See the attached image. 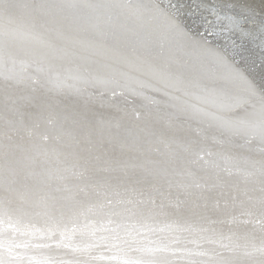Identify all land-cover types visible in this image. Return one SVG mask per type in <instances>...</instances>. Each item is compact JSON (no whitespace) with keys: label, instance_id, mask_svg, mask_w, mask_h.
Segmentation results:
<instances>
[{"label":"bare ground","instance_id":"6f19581e","mask_svg":"<svg viewBox=\"0 0 264 264\" xmlns=\"http://www.w3.org/2000/svg\"><path fill=\"white\" fill-rule=\"evenodd\" d=\"M20 2L0 0V35L12 31L11 38L16 37L9 40L11 43L6 46H2L5 43L2 37L0 41V64L9 63L7 71L0 72V95L7 97H0L1 146L14 140L13 151L21 154L27 152L26 159L34 156L36 161L39 160L37 156H46L42 153L49 147H63V151L70 148L72 142L68 140L74 142L75 135L58 132L55 130L56 123L60 115L64 116L66 122V116L73 109L70 107V96L72 93L78 95L80 88L85 89L86 85L82 86V82L90 81L91 76L115 88L109 91L110 95H106L110 100L125 92L142 89L148 97L158 93L170 98V107L175 108L173 110L178 112L175 115L182 119L185 118L179 113L190 116L191 111L195 113V118L206 120L205 126L212 131L194 128L193 133L186 135L182 131L165 130L164 125L171 123L170 116L155 120L152 124L146 122L144 129L139 131L169 134L166 139L178 136L169 142H162L157 148L168 151V156L182 165L174 169L180 174L182 184L191 182V193L197 195L198 190L210 189L213 196L210 207L239 208L246 205L242 203L247 200L240 196L257 204L250 203L242 210L222 216H218L219 211L211 209L213 215H205V221L189 226L191 228L170 221L172 224L168 228L173 226L172 231L149 233V236L138 235L137 232L130 236L126 230H115L116 226L121 223L119 226L126 229L139 225L135 221L137 218L127 220L123 210H137L133 208L134 205L137 201L143 203L144 199L136 196L139 193L137 189H133V193L130 190L129 195L126 190V195L117 194L111 199L105 197L97 208L95 203L82 207V212L90 214H96V210L100 209L108 212L110 208L113 211L102 217L105 228L95 227L91 235L81 239H90L93 245L78 246L77 241L81 236L75 242L68 238L45 245L31 237L28 240L26 230L42 232L43 223L34 227L27 220L26 223L22 222L27 226L22 229V234L15 229L13 234L7 231L2 237L0 235V264H42L38 263L39 254L35 251L40 246L47 248V255L51 258L47 257V260H51L47 264H108V260L101 261H104V257L108 259L115 255L129 256L126 258L129 261L127 264H192L194 256L205 251L207 241L216 244L215 252H222L237 249L229 247L234 240L231 237L235 240L242 235L264 238V0ZM15 14L18 16H13ZM17 29L22 32L19 33ZM102 36L104 44L98 41ZM106 41L115 43V47L109 49L112 47L107 46ZM15 68L20 71L16 72ZM129 105L132 103L121 100V110H130ZM57 109L63 114L55 117ZM137 115L139 111L135 110L134 116ZM176 121L174 118L175 128L181 130ZM102 122L105 127L108 125L106 121ZM94 123L98 121L95 119ZM215 127L219 131L213 130ZM228 128L231 129L230 139L226 133ZM96 139V135L91 136L89 148L97 149L99 145H96ZM127 139L118 134L103 135L101 148L115 146V157L123 166H126L124 159L145 160L138 156L143 154L153 160H168V157L159 154L161 150L158 152L155 148L138 152L134 148L137 139L131 138L130 143ZM145 141L147 138H142L140 143L145 144ZM48 143L52 145L48 147ZM191 146L198 150L187 151ZM125 148L128 153H124ZM111 159V164L118 163ZM190 162L197 164H193L190 171L183 169ZM2 171L3 167H0ZM22 173L24 176L27 172ZM34 174L38 176V168ZM169 185L167 189L171 191L179 183ZM121 194H124V189ZM177 201L172 203L178 204ZM191 204L187 205L188 209L197 207ZM10 211V207L4 208V201L0 203L1 221L5 218L10 221ZM94 218L97 219V216ZM12 226L11 229H14ZM76 226L72 222L69 229L74 230ZM201 227L203 229H197ZM243 229L247 232H243ZM147 238L150 239L148 246ZM73 243L77 246H72ZM192 243L196 244L192 246ZM185 244H189L186 250L182 248ZM153 247L160 249L157 254L168 256L171 253L174 257L170 261L143 258L145 251H154ZM258 249L253 246L250 251L257 260H262L264 245ZM60 250L64 252L60 253ZM189 250L192 255L184 257Z\"/></svg>","mask_w":264,"mask_h":264},{"label":"water","instance_id":"95a60500","mask_svg":"<svg viewBox=\"0 0 264 264\" xmlns=\"http://www.w3.org/2000/svg\"><path fill=\"white\" fill-rule=\"evenodd\" d=\"M22 1L25 0H21V2ZM28 1L33 2L34 0ZM13 16L18 15L15 14ZM91 29L98 32V30H95L93 27ZM17 31L19 33L22 32L21 29H17ZM11 32L12 31L0 35V41L1 37L2 42L5 41V43H2V46H6L11 43L9 40L16 38L15 36L11 38ZM94 35L95 34L92 36ZM96 37H100V35H96ZM18 38L23 41L22 37L18 36ZM99 40L101 41V44H104L105 39L103 40V36L101 39L99 38L98 41ZM108 42L109 41H106V43ZM106 45L112 47H109V49H113V47H115V43H108ZM101 47L103 46L101 45ZM13 52L14 51H12V53ZM3 65L0 64V72H6L9 63L6 62L3 63ZM15 71L19 72L20 69L18 70L17 68ZM89 77L90 81H81L84 83L82 86L86 85L84 86L85 89L82 90V88H80V91L83 94H80L81 92H77L78 95L72 93V96H70V99L72 98L70 107L72 106L73 109L68 113L69 115L66 116V122L63 120L64 116L60 115L58 122L56 123L55 130L58 132L62 133L64 131L66 135L67 133L75 135L74 142L68 140L72 142V146L70 148L67 147V150L63 151V147H60L59 149L54 146L49 147V145L52 144L48 143L49 148H47L46 151L44 149L45 153H42L46 156L42 158L37 156L40 160L39 162V160L36 161L34 156L30 160L26 159L27 152L26 154L25 152L24 154L23 152L21 154L20 152L13 151L14 140L9 141L6 146H1V142L0 167H3V171L0 172V203L4 201V208L10 207L11 209L9 213L10 221L8 218H5L4 221H1L0 219L1 237L10 231L12 232L11 234H13V230L16 232L15 229L18 230V234H22V229L27 228L25 224H22V222L26 223L28 220L30 226L34 227H37L39 224L42 225L43 223L42 232H34L31 229L26 230L28 232L26 237L28 240L31 237L32 240L36 239L45 245L50 242L55 243L56 241L59 242L61 240H68V238H70V240L72 239V242H75L77 241L76 239L81 236L79 237V241H77V243L80 244L78 246L93 245V243H90V239H81L85 235H91V232L94 231L95 227L105 228L106 224L103 222L104 218L102 217L113 213V211L110 208L107 210L108 212L100 209L96 210V214H90L86 211L82 212V207L84 205H91L92 203H95L97 208L99 202L106 199L105 197L111 199L117 194L123 196L126 195V190H128L127 195H129L131 191L133 193V189H137L139 191L136 196L140 199H144V201L143 203L137 201V204L133 207L137 208V210H123V216H126L127 220L131 221L137 218L138 220L135 221H137L139 225L136 224L132 225L131 228L122 229L125 226L120 227L119 224L121 223H119L115 229L121 232L126 230V234L130 236L136 235L137 232L138 235L143 236L144 234H148L149 236V233L155 234L160 233L161 231L163 233H166L167 230L172 231L174 230L173 226L168 228V225L170 223L172 224L174 221L179 223L180 226L192 227L197 225L199 222L205 221V215L208 216L213 213L211 209L217 210V212L219 211L218 216H222L226 213L242 210V208H246V206L250 205V203L257 204V202L250 200L249 198H245V196H240L244 197V200L247 199L245 201L246 203H242L246 205H240L239 208L236 207L237 209L231 206L220 209L210 207L213 202V196L210 195L209 192L210 189H205V191L198 190L196 193L197 195H195V193H191V182L190 184L189 182L182 184L180 174L174 169L177 167L181 168L182 165L175 163L174 158L168 156V151L161 149L160 147L157 148L162 142H169L171 141V138H178V136L174 135L166 139L169 134H156L153 131H151L152 133L150 131L141 133L139 131V129H144V123L149 122L152 124L153 121L163 120L162 118L167 116L171 117V123L164 125L166 127L165 130L172 129L173 132L182 131V133L186 135L189 134V132L193 133L195 131L194 128H201L203 131L204 128H207L212 131L210 127L205 126L206 120L201 121L195 118V113L191 111L189 113L190 116L179 113V115H182L185 118L182 119L181 117L175 115L178 113L173 110L175 108L170 107L171 100H168L170 98L158 93H152L151 96L153 97H148L142 89L131 92L129 91V93L125 92L124 95L122 94V96H117L116 98L110 100L106 97V95L107 93L110 95L109 91L111 92L115 88L101 83L102 79H97L95 77L91 78V76ZM103 95H105L104 98L102 97ZM0 97L3 99L7 98L5 94H2V96L0 95ZM110 98H113V96ZM121 100H123V102L127 100L132 103V105H129L131 107L130 110H121ZM65 101L69 100L66 99ZM135 110L139 111V116L137 115V117L134 116ZM59 114L63 113H61L60 109H57L55 117H58ZM7 116L8 113L5 117V121ZM174 118L177 120L176 122L181 130H177L175 128ZM178 118H180V121H178ZM95 119L98 123H94ZM102 121H106L108 125L105 127ZM17 125L18 123H16V128ZM213 130L219 131L216 127ZM226 133L230 139L231 129L228 128ZM109 134L110 136H117V134L118 136L123 135L128 138L127 140L129 143L131 138L137 139L134 142L136 144L134 147L135 150L142 153V151L146 152L149 149L155 148L158 152L161 150L159 154L164 157H168V160L161 161L160 158H158V160H153V158L150 159L149 156H146V154H137L145 160L134 159L133 161H128L127 159H124L126 166H123V163H119V160L115 157V155H117L115 146H113L114 148L110 146L111 148L109 149H105L104 147L101 148V144H103V135ZM93 135L97 136L95 142L96 145L100 146H96L97 149L95 147L92 149L89 148L91 136ZM1 138L2 137H0V139ZM142 138H147V141L144 142L145 144L140 143ZM9 144L10 147H7ZM231 147L232 146H228V148ZM195 149L191 146L186 150L193 151ZM197 150L198 149H196V151ZM128 152V149L125 148L124 153ZM110 159L118 163L111 164L109 162ZM124 160L122 159L121 162H124ZM188 160L189 159H187V162ZM193 164L195 165L197 163H187L189 166H186L183 169L189 170ZM37 168L38 176L34 174V171H36ZM23 171L27 172L24 176L22 173ZM9 172L11 173L9 174ZM31 173H33L34 176ZM93 183L96 185L93 186ZM170 183L174 185L179 183V185L173 187L170 191L167 189V186H171L169 185ZM121 189H124V194H121ZM205 193H209V195ZM190 198H192L191 202ZM176 199L178 200V204H176V202L172 203V201H176ZM190 203H192L191 205H197V207H193L192 210L188 209L187 205ZM175 205H177V207H174ZM44 211H46V214H43ZM95 215L97 216V219L94 218ZM72 222L77 225L74 230L69 229ZM77 222H79V224H77ZM144 223L145 228L143 227ZM11 226L14 227V229H11ZM215 228L218 229L220 227L216 226ZM197 229L201 230L203 228L201 227ZM206 230H208V228ZM142 231L144 233L139 234ZM243 232H247L246 229H243ZM252 233H255V231ZM167 236H169V234H167ZM231 238L234 240L230 242L231 246L229 247L237 248L236 250H226L223 248L225 251L215 252L216 248L214 246L216 244L213 245L211 242L207 241L206 245L204 244L206 246V252L202 251L203 253L194 256L192 264H264L263 257H260L262 260H257L254 254L250 251L253 246L257 247V250H259L258 248H261V246L264 245V238L244 235L237 236V240H235L234 237ZM168 239L169 237L167 238V241ZM149 240L150 239L147 238L146 246H148V243L150 242ZM193 240H195V238ZM196 243H192V246ZM71 245L74 247L77 246L75 243ZM228 245L229 244H226V246ZM153 246H155V244H153ZM157 246L162 248L160 245ZM163 247H165V244ZM187 247H189V244L182 246L184 250H186ZM153 248L154 251H152V253L151 250L147 251L148 253L145 251L142 257L154 259L153 261L169 260L174 257L171 253L168 256L157 254L160 249H156L155 247ZM146 249L147 248H145V250ZM35 251L39 254L38 263L42 262V264H47L51 261L47 260L48 252H46V247L40 246L36 248ZM63 252L64 251L60 250V253ZM219 252L220 254H218ZM161 253L164 252L161 251ZM183 253L184 252H182V254ZM191 253L192 252L189 250V253H184V257L192 255ZM193 255L195 254L193 253ZM127 257L129 256L115 255V257L111 256L108 259H105L104 257V261L101 262L108 260V264H127V262H129L126 259ZM186 261L188 262L189 260L187 259Z\"/></svg>","mask_w":264,"mask_h":264},{"label":"snow or ice","instance_id":"6c2138e0","mask_svg":"<svg viewBox=\"0 0 264 264\" xmlns=\"http://www.w3.org/2000/svg\"><path fill=\"white\" fill-rule=\"evenodd\" d=\"M262 111H264V110H262Z\"/></svg>","mask_w":264,"mask_h":264}]
</instances>
